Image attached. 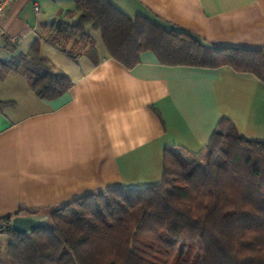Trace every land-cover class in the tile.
I'll return each mask as SVG.
<instances>
[{"label":"crops","instance_id":"crops-1","mask_svg":"<svg viewBox=\"0 0 264 264\" xmlns=\"http://www.w3.org/2000/svg\"><path fill=\"white\" fill-rule=\"evenodd\" d=\"M109 1L133 20L144 16L206 46L264 48V0ZM75 12L74 0H16L0 20V219L158 185L166 149L201 154L224 119L264 140V83L256 76L166 66L152 52L129 69L99 48L96 31L100 64L73 59L47 38L60 21L75 24ZM34 50L68 77L66 94L42 99L17 70Z\"/></svg>","mask_w":264,"mask_h":264},{"label":"trees","instance_id":"trees-1","mask_svg":"<svg viewBox=\"0 0 264 264\" xmlns=\"http://www.w3.org/2000/svg\"><path fill=\"white\" fill-rule=\"evenodd\" d=\"M74 2L68 18L77 22L60 21L47 38L73 59L100 64L96 31L108 56L129 69L152 52L166 66H228L264 83V48L210 47L144 16L133 20L109 0ZM16 68L42 99L72 86L39 50ZM163 169L158 185L117 187L46 211L50 226L29 236L12 230V216L0 219V236L11 240L4 256L0 243V264H264V140L246 138L224 119L201 154L166 149Z\"/></svg>","mask_w":264,"mask_h":264},{"label":"water","instance_id":"water-1","mask_svg":"<svg viewBox=\"0 0 264 264\" xmlns=\"http://www.w3.org/2000/svg\"><path fill=\"white\" fill-rule=\"evenodd\" d=\"M50 217L47 215L17 216L12 220V230L20 235L29 236L36 231L48 228Z\"/></svg>","mask_w":264,"mask_h":264},{"label":"built area","instance_id":"built-area-1","mask_svg":"<svg viewBox=\"0 0 264 264\" xmlns=\"http://www.w3.org/2000/svg\"><path fill=\"white\" fill-rule=\"evenodd\" d=\"M16 0H0V20H2ZM40 9L36 7L38 12Z\"/></svg>","mask_w":264,"mask_h":264},{"label":"rangeland","instance_id":"rangeland-1","mask_svg":"<svg viewBox=\"0 0 264 264\" xmlns=\"http://www.w3.org/2000/svg\"><path fill=\"white\" fill-rule=\"evenodd\" d=\"M95 38V36H93ZM96 39L98 40V45H99V48L101 49H104V45L102 43V40H101V36L100 34H97L96 35ZM11 242V240L9 238H7V236H0V243L2 245V248H1V251H2V256H4V252H5V248L8 246V244Z\"/></svg>","mask_w":264,"mask_h":264}]
</instances>
